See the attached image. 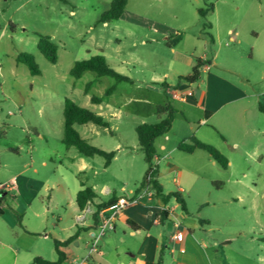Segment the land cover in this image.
I'll return each mask as SVG.
<instances>
[{
    "label": "rangeland",
    "instance_id": "rangeland-1",
    "mask_svg": "<svg viewBox=\"0 0 264 264\" xmlns=\"http://www.w3.org/2000/svg\"><path fill=\"white\" fill-rule=\"evenodd\" d=\"M112 2L0 0V184L27 170L19 183L26 201L32 203L23 225L34 234L26 235L25 244L33 245L32 255L40 253L48 261L57 257L54 234L64 238L75 220L69 205L79 183L71 157L79 153L63 143L67 99L110 124L109 129L91 123L77 125L82 137L107 152L121 146L132 156L131 164L124 167L128 155L121 154L105 171V159L95 157L91 161L94 171H88L87 177L107 182L118 194L130 195L148 169L136 128L160 121L158 107L172 102L163 87L173 89L181 76L190 75L197 61L206 57L209 63L214 59L217 66L210 78L201 68L202 78L193 85L196 94L200 86L213 99L217 84L246 85L244 78L250 81L252 91L264 88V0H128L122 18L102 23L101 17ZM210 5L214 11L201 16L199 10ZM39 35L50 37L58 45L56 64L39 51ZM23 53L34 56L40 75L33 76L27 66L18 64L17 58ZM97 55L131 81L116 83L93 72L84 73L81 79L71 76L76 62ZM113 86L116 90L106 96ZM93 97H100L102 104H93ZM108 104L116 108V114H111ZM172 106L184 107L174 101ZM190 110L191 119L201 116L200 111ZM227 111L225 107L216 115L217 131L213 126L200 128L203 137L221 145L223 154L233 160L232 166L226 170L219 165L200 169L192 164L199 175L194 181L185 173L170 172L167 165L171 161L162 159L161 167L169 170L162 179L167 191H176L175 179L183 187L190 185L185 194L189 219L179 229L170 222L166 225L175 234L197 224L194 235L186 232V256L194 261L264 264V134L253 135L245 151L235 154L224 145L226 139L238 135L236 118L230 121ZM260 118L264 128V115ZM252 142L259 150H254ZM178 154L181 161H177L188 166L184 159L191 157ZM12 200L9 195L1 206L6 211L0 221L2 227L18 220V214L11 210L15 206ZM170 203L176 204L173 199ZM45 234L51 238L45 240ZM31 261L27 256L22 264Z\"/></svg>",
    "mask_w": 264,
    "mask_h": 264
},
{
    "label": "crops",
    "instance_id": "crops-1",
    "mask_svg": "<svg viewBox=\"0 0 264 264\" xmlns=\"http://www.w3.org/2000/svg\"><path fill=\"white\" fill-rule=\"evenodd\" d=\"M252 34L255 39H258V33L254 31ZM201 60L204 63V66L202 67L204 70L203 72L207 73L209 78L214 77L210 73L213 68L217 66L214 59L211 63H209V60L206 57H203ZM201 78L202 73L199 80L195 83L186 82L187 84H182L180 81L173 89H171L169 85L163 87V91L168 100L171 99L172 102H178L184 107L178 109L173 106L177 111V115L172 128L167 134L158 138L162 139L160 143L157 142L158 139L155 142L156 155L154 157V163L158 165L157 181L161 185L165 195L177 192L182 195L184 200L185 194L190 190V185L187 183L188 187H183L180 185L179 179H175L177 185L176 191H167V185L163 183L162 179L166 176V171L169 170L161 167V161L162 159L170 160L171 163L167 165V167H170V172H178L180 175L185 173L189 179L194 181L199 175L195 172L196 166L193 165L194 167H191L192 164L198 165L200 169L218 165L208 154L205 156L203 154L204 151H196L193 154H188L191 158L184 159L187 160L188 166L185 165L183 167V165L178 162L181 161L178 153H183L179 151V145L183 142H189L192 138H197L203 143L214 145L215 148L217 147L223 154L221 145H217L218 143H215V141L212 143L213 141L203 137L205 133L201 132V126H213L215 129L216 127L214 126L216 125L214 119L216 118V115L219 114L222 109L228 107L226 116L230 121L231 119L236 118L234 128L238 135L231 140L226 139L224 145H228L231 151L235 154L245 151L246 146L251 141L253 135L262 136L261 134H264V128L260 125L262 123L260 116L264 115L260 111L261 106L264 105L263 87H257L256 90L252 91L248 87L250 81L245 78L244 80L248 82L246 85L227 84L224 86L217 84L215 88V94H217V97L212 99L208 96L206 91L200 89V86L197 87L198 94L194 91L193 85L198 83ZM215 82H218V80H215ZM174 89L192 90L193 95L185 102L174 100L169 93V90ZM172 102L170 103L169 101L168 103L172 105ZM101 104L98 105L100 106ZM108 106L110 107L111 114H116V108L111 104H108ZM191 108L201 112V116L198 119H191ZM215 130L217 131V129ZM96 133L99 134L98 132ZM39 137L41 138L42 136ZM254 150H259V145L257 143H254ZM115 152L116 156L109 167H111L115 161H118L120 155L123 153L128 155L124 158V167L129 165V163L131 164L132 156H130V151L125 152L123 147L118 146ZM93 159L94 158L82 157L80 154L79 156L71 157L72 165L75 167L77 166L76 175L79 183L78 187L75 189L74 202L69 205L71 211L75 215V220L68 228L64 238H60L58 235L54 234V238L56 239L54 241L59 242L71 240L76 235V238L72 239L71 243L60 248V251L64 253L66 257L63 264H147L148 262H155L160 253L163 254L164 264H205L200 263L198 259L194 261L191 257L186 256V244L188 243L186 232L189 230L188 232L194 235L198 229L197 224H191L188 227V230L184 228L185 231L182 233L183 239L182 241H179V243L173 240V236L176 233H170L171 231L168 230V226L166 225L167 222H170L171 225L173 223L175 226L177 221H174L177 219H180L178 221L182 222V224H186L189 219V208L186 200V210L184 211L176 201V204L172 206L170 203L171 201L165 203L163 198L157 196L154 192L152 198H144L141 204L127 207L113 222V227L107 229L106 231L108 232H105L102 236H99V228L105 220L111 217L112 211L110 208L104 209L99 213V225L97 226V229H91L94 225L93 215L98 204L109 201L113 196L119 199L123 196L133 197L141 192L137 193L141 182L131 191L130 195H123L118 194L117 191L112 189L107 182L100 183L89 179L86 173L88 171H94V163L91 162ZM228 160L229 164L232 166L234 163L233 160ZM174 161L178 162V164L173 163ZM106 168L108 167L104 165V171ZM25 172H27L26 169L17 175H13L15 177H11L4 181L3 183L15 180L16 184L8 191H0V194H3L4 196L2 204L10 195L15 204L11 210L18 214V220L9 227L0 226V264H22L27 256H29L30 261H33L36 257L45 259L44 255H41L40 253H35L39 255H32L34 254L33 245L27 246L25 244L26 235L34 234L29 228H25L23 225L25 215L32 203L31 201H26L23 185L19 183V179H24L21 174ZM95 174L97 173L95 172ZM83 175L85 177H82ZM25 182L26 181H24V183ZM125 185L127 186L126 183ZM84 188L92 189L96 193L97 198L93 202L88 203L84 210H80L77 204V195ZM122 190L125 189L123 188ZM35 198L36 197H33L34 200ZM2 204L0 205V221L6 216V211L1 208ZM179 209H181V212L177 214L176 212ZM163 211L168 212L167 220L155 223L154 219ZM51 234H45L44 239L48 240L51 238ZM98 237L99 243L97 251L91 254L90 252L93 242ZM182 248L185 249V252L180 251ZM56 256V259L49 260L52 262L57 261V252ZM204 257L202 262H204V259L206 260V256ZM206 261L207 264H210V260Z\"/></svg>",
    "mask_w": 264,
    "mask_h": 264
},
{
    "label": "trees",
    "instance_id": "trees-1",
    "mask_svg": "<svg viewBox=\"0 0 264 264\" xmlns=\"http://www.w3.org/2000/svg\"><path fill=\"white\" fill-rule=\"evenodd\" d=\"M128 0H113L110 9L104 13L101 17V22H108L119 20L125 12ZM213 5L207 10H199L201 16H205L207 13L213 12ZM38 49L41 54L52 64H56L58 61V45L54 43L50 37L39 35ZM18 64L27 66L33 76L41 74L39 67L37 66L34 56L28 53H23L17 58ZM204 63L201 59L197 61L196 66L193 68L192 73L186 77H181L180 81H186L189 83H195L201 77V68ZM93 72L99 77H111L116 83L130 82L131 80L116 72L111 68L108 61L102 55L92 56L89 59L76 62L70 74L75 79H81L84 73ZM116 90V86L111 87L106 91V96H110ZM92 103L95 105L101 104L102 99L100 97H93ZM260 111L264 114V105L261 106ZM157 115L160 118L158 123L149 124L143 123L136 128V133L141 150L145 154L146 161L148 163V169L143 177L140 188L137 193L142 189L153 186L156 195L161 196L165 203H168L174 199L181 208L186 210V202L180 193H170L165 195L162 187L157 181L158 165L154 163V157L156 155L155 142L158 138L167 134L172 128L173 122L176 118L177 111L169 103L163 106H159L157 109ZM93 124L103 129H109L110 124L102 116L93 113L92 111L78 106L73 101L67 99L64 107V136L63 143L67 148H74L78 153L85 158L101 157L105 159V166L109 167L116 156L115 151L107 152L101 148L92 145L88 140L82 137V135L75 128L77 125ZM179 151L186 154H193L196 151H204L207 153L222 169L226 170L229 167L228 158L222 154L217 148L212 145L206 144L192 138L189 142H183L179 145ZM84 187V185H83ZM97 198L96 193L90 188L82 189L77 195V204L80 210H84L88 203L93 202ZM4 200L3 194H0V205ZM116 197H112L107 202H102L96 206V211L93 215L94 225L91 229H97L99 225V213L107 208H110L117 202ZM168 218V212H162V222ZM76 235L72 238L75 239ZM71 240L66 242L55 241V249L58 255V260L55 262L45 260L40 257H36L31 264H63L65 262V254L60 251V248L71 243ZM147 264H164L163 254L160 253L155 262H148Z\"/></svg>",
    "mask_w": 264,
    "mask_h": 264
},
{
    "label": "built area",
    "instance_id": "built-area-1",
    "mask_svg": "<svg viewBox=\"0 0 264 264\" xmlns=\"http://www.w3.org/2000/svg\"><path fill=\"white\" fill-rule=\"evenodd\" d=\"M169 93H170V96H171L172 99L178 100V101H182V102H185L188 98H190L193 95V91L192 90H181V89L169 90ZM15 184H16L15 180H11L10 182H6V183H3V184H0V191H4V190L8 191L13 186H15ZM151 189L153 191L149 192V190H151ZM154 192H155V189L151 185V186H148V187L142 189V191L136 196H133V197H124L123 196V197H120L117 200V202L110 207V210L112 211V215H111L110 218L105 220L103 222V224L100 226V228H99V236H102L106 232L107 229L113 227V222L116 220V218L127 207L141 204V202H142V200L144 198H152L154 196ZM161 220H162V213L154 219L155 223H159V222H161ZM182 226H183L182 222L177 221L175 223V227L177 229L181 228ZM182 239H183V234L180 233V232H177L173 236V240L174 241L179 242V241H182ZM98 243H99V237L96 238L94 240V242H93V245H92V248H91V252H90L91 254H93V253H95L97 251ZM180 251L181 252H185V249L182 248ZM79 264H81V263H79Z\"/></svg>",
    "mask_w": 264,
    "mask_h": 264
}]
</instances>
